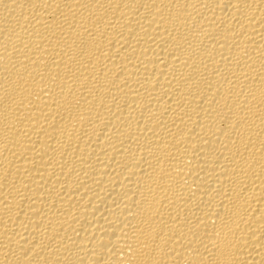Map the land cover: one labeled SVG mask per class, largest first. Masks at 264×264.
<instances>
[{
  "label": "bare ground",
  "instance_id": "1",
  "mask_svg": "<svg viewBox=\"0 0 264 264\" xmlns=\"http://www.w3.org/2000/svg\"><path fill=\"white\" fill-rule=\"evenodd\" d=\"M0 264H264V0H0Z\"/></svg>",
  "mask_w": 264,
  "mask_h": 264
}]
</instances>
